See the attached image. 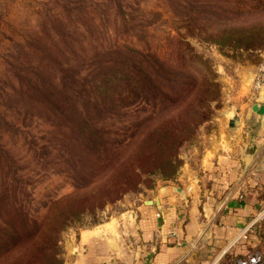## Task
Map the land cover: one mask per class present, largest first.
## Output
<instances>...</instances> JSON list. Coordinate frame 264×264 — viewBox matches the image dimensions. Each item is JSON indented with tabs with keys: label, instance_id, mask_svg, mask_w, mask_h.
I'll return each mask as SVG.
<instances>
[{
	"label": "rangeland",
	"instance_id": "374dc122",
	"mask_svg": "<svg viewBox=\"0 0 264 264\" xmlns=\"http://www.w3.org/2000/svg\"><path fill=\"white\" fill-rule=\"evenodd\" d=\"M210 2V10L221 12L220 0ZM186 8L178 9L173 0H0L2 209L5 201H16L29 212L47 211L46 205L101 178L108 162L135 144L146 123L175 112L178 106L158 113L150 108L124 114L105 110L104 129H92L101 135L93 144L84 136L91 133L74 129L57 114L56 107L69 101L62 93L75 94L78 101L86 93L91 98L92 75L105 83L97 68L113 63L120 53H148L178 68L190 64L212 71L218 83L207 116L179 139L176 171L141 175L139 185L105 203L97 223H90L89 214L71 221L61 232L58 264H66L81 229L111 220L167 184H181L183 170L202 173L220 130L223 142L230 138L234 146L241 145L217 116L224 107L227 116L233 109L240 113L250 97L251 75L264 51V0H239L233 20L244 29L233 31L231 39L216 34L214 23L189 17ZM180 90L173 95L179 97ZM253 145L250 141L247 148ZM128 227L127 240L137 247Z\"/></svg>",
	"mask_w": 264,
	"mask_h": 264
},
{
	"label": "trees",
	"instance_id": "16d2710c",
	"mask_svg": "<svg viewBox=\"0 0 264 264\" xmlns=\"http://www.w3.org/2000/svg\"><path fill=\"white\" fill-rule=\"evenodd\" d=\"M173 3L178 9L187 7L189 17L214 23L212 29L216 34H226L229 39L235 36L233 31L244 29L233 20L239 10V0H220L221 12L210 10V0H173ZM112 62L97 68L104 73L105 83L100 84L99 77L92 75L91 98L86 93L85 100L78 101L75 94L68 97L62 93L61 97H67L68 104L56 107L57 114L74 129L91 133L84 134L89 144L98 142L101 137L92 129H104L105 110L124 114L149 108L154 113L172 106H178L177 109L152 124L146 123L145 131L135 144L116 154L101 178L82 183L76 191L46 205L47 211L29 212L16 201H5L2 209L4 197L0 196L3 220L0 223V264H58L61 232L71 221L87 218L89 214L90 223H97L98 211L105 203L139 185L141 175H168L176 171L179 139L186 137L207 116L209 104L217 95L218 83L212 71L190 64L174 67L144 52L139 57L122 52ZM178 88L182 90L176 97L172 92Z\"/></svg>",
	"mask_w": 264,
	"mask_h": 264
},
{
	"label": "crops",
	"instance_id": "0c3cea01",
	"mask_svg": "<svg viewBox=\"0 0 264 264\" xmlns=\"http://www.w3.org/2000/svg\"><path fill=\"white\" fill-rule=\"evenodd\" d=\"M255 69L240 124L228 128L241 145L223 142L220 130L202 173L183 170L181 184H167L111 220L81 229L66 264H232L253 248L264 250V113L251 109L264 104V86L255 96ZM228 111L219 112V125ZM129 225L137 247L127 240Z\"/></svg>",
	"mask_w": 264,
	"mask_h": 264
},
{
	"label": "built area",
	"instance_id": "2783aa9c",
	"mask_svg": "<svg viewBox=\"0 0 264 264\" xmlns=\"http://www.w3.org/2000/svg\"><path fill=\"white\" fill-rule=\"evenodd\" d=\"M264 86V51L261 54L260 62L257 64L253 80L252 90L255 94ZM264 218V212L259 216ZM232 264H264V250L253 248L248 253L233 258Z\"/></svg>",
	"mask_w": 264,
	"mask_h": 264
},
{
	"label": "water",
	"instance_id": "95a60500",
	"mask_svg": "<svg viewBox=\"0 0 264 264\" xmlns=\"http://www.w3.org/2000/svg\"><path fill=\"white\" fill-rule=\"evenodd\" d=\"M251 109L256 113L262 114L264 113V104L256 101L251 105ZM240 119L241 114L233 109L227 116V125L229 127H235L240 123Z\"/></svg>",
	"mask_w": 264,
	"mask_h": 264
}]
</instances>
